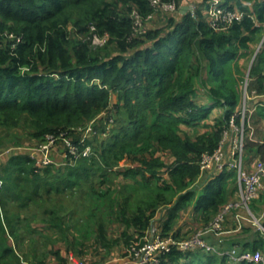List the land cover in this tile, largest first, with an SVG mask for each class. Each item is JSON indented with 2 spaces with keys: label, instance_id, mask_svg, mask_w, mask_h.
<instances>
[{
  "label": "trees",
  "instance_id": "trees-1",
  "mask_svg": "<svg viewBox=\"0 0 264 264\" xmlns=\"http://www.w3.org/2000/svg\"><path fill=\"white\" fill-rule=\"evenodd\" d=\"M208 1L180 13L152 0H0V132L25 116L33 140L63 133L78 149L75 157L64 146L63 165L24 151L0 162V264H69L71 251L128 246L153 224L169 234L192 202L207 224L227 202L234 171L204 186L196 180L202 155L218 146L232 116L238 121L241 73L232 67L262 39L264 0H224L243 13L224 31L209 26ZM133 10L144 19L140 34ZM94 34L109 38L94 48ZM249 73L246 93H264V43ZM90 124L95 144L83 133ZM85 146L91 152L82 155ZM246 149L264 160V139L248 140ZM123 159L130 164L120 166ZM119 177L141 188L112 195ZM87 200L94 208L76 215ZM159 210L164 217L155 223ZM113 221L121 230L110 241L105 225ZM257 233L260 243L249 250L264 246ZM160 264L256 263L173 250Z\"/></svg>",
  "mask_w": 264,
  "mask_h": 264
},
{
  "label": "built area",
  "instance_id": "built-area-1",
  "mask_svg": "<svg viewBox=\"0 0 264 264\" xmlns=\"http://www.w3.org/2000/svg\"><path fill=\"white\" fill-rule=\"evenodd\" d=\"M224 2V0L208 1L206 9L207 22L214 31L226 30L234 21H240L243 16L241 11L225 7L223 5ZM152 3L158 5V7L160 6L159 8L164 11L176 12L181 8L175 1L162 3L160 0H152ZM188 9L193 12L195 7L191 5L188 6ZM130 17L132 19L133 32L140 34L145 28L144 19L135 10L131 12ZM150 17L151 15H148L146 19ZM248 80L246 79L245 81L243 103L241 108L238 107L236 115L238 121L232 116L228 128L222 132L218 146L211 153L202 155L200 174L198 176L202 177L205 174L216 175L224 169L234 171L236 174L237 199L227 201L204 227L195 230L187 237L177 238L173 234L162 235L158 227L154 224L151 225L145 236L128 245L126 264H160L161 256L173 250L182 252L201 250L206 253H216L222 257L226 256L233 263L264 264V246L255 250L242 249L238 246L226 248L223 246V240H220V246H216L208 242L205 237L208 233L220 235L223 231V223L231 212H234V219L237 223L247 221L257 232L264 236V211L260 216H256L249 206L250 201L258 196L261 188L264 178V160L257 162L254 169L250 172L244 166L246 142L248 140L258 142L252 137L250 124V119L258 104L250 105L249 103L253 96L258 98L259 95L252 96V94L248 95L246 93ZM58 141L68 148L70 154L75 157L78 155L77 147L69 138L62 134L57 136L46 134L45 140L37 147L38 152L29 154L31 156L39 155L40 162L43 164L51 163L53 162L50 156L51 149L55 148V144ZM88 150L89 146H85L81 154L86 155ZM1 184L2 181L0 180V188ZM68 260L69 264H85L84 261L76 259L73 255H69Z\"/></svg>",
  "mask_w": 264,
  "mask_h": 264
},
{
  "label": "rangeland",
  "instance_id": "rangeland-1",
  "mask_svg": "<svg viewBox=\"0 0 264 264\" xmlns=\"http://www.w3.org/2000/svg\"><path fill=\"white\" fill-rule=\"evenodd\" d=\"M262 36H264V31H262ZM108 38H109L108 34H104L102 36H98V35L94 34V35H92V46L94 48L100 47L106 43ZM261 43H262V46H261ZM263 43H264V40H262V39H260V41L251 43L250 49L252 51L251 52L249 51L247 53V55L241 56L237 60V63L235 65H233V67H232L234 73H236L237 70H239L241 73V76H239L241 80H239V82H238V84H239L238 85V89H239V104H238V106H239V108H241V105L243 103L245 81H246V79L248 80V78L250 77V73H249L250 68L253 64V61L255 60V55H257V53L263 48ZM116 97H117L116 94L111 95V102L112 103L116 102ZM90 126H91V124L83 131V133L87 137L90 136V140H92V142L95 144L96 138L94 139V137H93L94 135L91 133ZM28 127H29V124L27 122V118L25 116L24 117L21 116L17 125H15V126L11 125L9 127H6L5 131L2 130L0 132V136H1L0 137V143L3 145L0 148V162H3L6 158V155L10 152H16V151H20V150L21 151L25 150L28 154L29 153L35 154L38 152L37 147L41 142H43L45 140V136L42 137L40 139V141L33 140L32 138L29 137ZM89 128H90V130H89ZM72 132L76 133V132H78V129H75ZM61 134L68 136L67 134H63V133H61ZM99 135H101L102 138L105 136V135L98 133V136ZM5 137H7V138L3 139ZM60 143L61 142H56L55 148L53 147L51 149L50 156L52 157L53 161L57 162L58 165H63L62 162L64 159L63 160L61 159L62 161L61 160L59 161L57 159L58 157L52 155L53 150L56 149L57 147L61 148L63 151L64 145L60 144ZM58 150L56 152H61ZM90 152L91 151H90V146H89L88 153H90ZM64 154L65 153L62 152V156H64ZM246 154H247V149L245 150V156H246ZM129 164H130L129 161H127L125 159L120 161V166H128ZM113 181L114 182L112 183V187H111L113 192L111 191V194L112 193L115 194L116 192H118L119 190H122V189L130 190V188H135V187L141 188V185L138 183H135L134 179H131V178L122 179L119 177L118 179H113ZM201 181H202V179L197 180L196 185L201 184ZM95 185L97 186V181H93V187L89 188V189L90 190L96 189ZM102 188H106V187H102ZM199 188L197 190H199ZM118 193H120V192H118ZM88 200L90 202L95 201V199L92 201L90 198ZM88 200L85 201L84 203H82V205L78 207L80 212H77L76 215L80 214L82 216L84 212H86L88 210H92V208H94L92 206V203L88 205ZM192 206H193V202L189 203V205L186 208L182 209V211L179 213L178 218L175 221V224H174L175 227L178 224V221L180 222L181 217H184L185 213H187L188 210H191ZM249 206H250V203H249ZM100 212H102V211L97 210L96 215L98 216L99 214H101ZM159 212H160V210L157 212V214ZM76 215H73V217ZM159 215H158V217H155V220L159 221ZM83 224L84 223L78 221V225L73 231V234L75 236H78L79 231L82 228ZM224 224H225V222L223 223V227H224ZM223 227H222V229H223ZM105 229H106L105 230L106 231V237L108 240L112 241L113 238H119V232L121 230V227H119V225L115 221L110 222L107 225H105ZM196 229H198V228L193 226L190 229H188L187 232L180 233L176 237L177 238L187 237L189 234H192ZM95 230H92V233H95V232L97 233V231H95ZM170 234H172V232H170ZM110 246H111L110 249H104V248H99L97 246L93 247L92 245H89V247H87L85 249L83 255H79L78 253H76L74 251H71L70 255H73L74 257H76L80 260H83L85 264H91V261H94V262H92V264H119V263L120 264H126L125 262L128 259L127 258V253H128L127 251L129 249L128 246L123 244L121 241H119L118 243H115V241L110 242ZM121 246H123L125 249L124 250L121 249V248H123ZM113 250H116V252H119L120 254L110 255V251H113ZM98 258H100V259H98ZM115 259H117V260L115 261Z\"/></svg>",
  "mask_w": 264,
  "mask_h": 264
},
{
  "label": "crops",
  "instance_id": "crops-1",
  "mask_svg": "<svg viewBox=\"0 0 264 264\" xmlns=\"http://www.w3.org/2000/svg\"><path fill=\"white\" fill-rule=\"evenodd\" d=\"M186 1H188V2L185 3ZM183 2L184 3H182L181 7L187 6V8H188V6H191V5H194V7H195V5H198V0H197L196 4L192 0H184ZM232 2H233V0H232ZM263 31H264V27H263ZM263 38H264V36H262V40H264ZM253 95H256V94L254 93V94H252V96ZM257 95H259V97L257 98V97L253 96V98L251 99V101L249 103L250 105L258 104L256 111L254 112L253 116L250 119V124H251V129H252V137L255 138L258 142H261L264 139V93L257 94ZM57 150L61 151V152H56ZM24 152H26V151L24 150ZM62 152H63L62 149L57 147L56 149L53 150L52 153L54 156L58 157L57 158L58 160H61ZM13 153L14 152L8 153L6 155V158L8 155L13 154ZM259 161H260V159H259L257 152L255 150H252V151L247 150V154H246L245 159H244V163H245L244 166H245V169L247 171H249V172L252 171L254 169L256 163ZM210 176L212 177L213 175L212 174H205L204 176L197 178V180L202 179V181H201L202 185L201 186H204L205 182H207V179ZM260 187L261 188H260L258 196L250 201V209L253 212V214H255V215L258 214L257 216H260L264 211V178H263V181H262V184ZM236 193H237V185H236V177H235V180L231 181L228 184L227 193H226L227 201L236 200L237 199ZM164 213H165L164 211L163 212L160 211L158 214L156 213L157 215L155 214V217H158V215L160 214L159 218L160 217L163 218ZM157 222H158V220H155V223H157ZM205 225H206V223L202 219L201 214L199 212H194L193 206H192L191 210H188L187 213H185V216L181 217L180 222L178 221V224L176 225V227L175 226L172 227V229L169 231V234H170V232H172V234H173L175 231L178 232L177 234L185 233L188 231V229H190L193 226H195L199 229V228L204 227ZM205 237H206L208 242L215 244L216 246H220L221 245L220 240H223V246L226 248H229L231 246H238L242 249H249L253 245L260 243L259 242V234L253 228V226L251 224H249L247 221L237 223L234 219V212H231L230 214H228V216L225 220L223 231L220 235L208 233V234H206ZM121 247H123V246H121ZM121 249L124 250L125 248L123 247ZM115 254H120V253L116 252V250L110 251V255H115ZM100 258H98V259H100ZM76 259H78V258H76ZM116 260L117 259H115V261ZM81 261H83V260H81ZM92 262H94V261H91V264H92Z\"/></svg>",
  "mask_w": 264,
  "mask_h": 264
},
{
  "label": "water",
  "instance_id": "water-1",
  "mask_svg": "<svg viewBox=\"0 0 264 264\" xmlns=\"http://www.w3.org/2000/svg\"><path fill=\"white\" fill-rule=\"evenodd\" d=\"M187 10H188L187 6H182L179 11H180V13H184Z\"/></svg>",
  "mask_w": 264,
  "mask_h": 264
}]
</instances>
